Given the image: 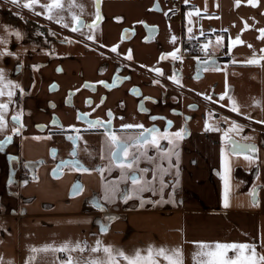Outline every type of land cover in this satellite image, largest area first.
Returning a JSON list of instances; mask_svg holds the SVG:
<instances>
[{
	"label": "crops",
	"instance_id": "obj_1",
	"mask_svg": "<svg viewBox=\"0 0 264 264\" xmlns=\"http://www.w3.org/2000/svg\"><path fill=\"white\" fill-rule=\"evenodd\" d=\"M87 1L94 12L95 2ZM24 3L20 0V6L8 3L10 8L0 9V52L6 53L0 56V69L6 77L0 103L8 104L4 111L6 128L0 131V138L13 135L16 123L12 117L19 112L14 95L11 99L7 95V81L31 85L32 91H38L37 99L27 102L28 134L18 143L9 144L6 151H0V264H25L30 255L34 257L31 264H69V257L71 264L106 261L102 250L91 251L97 240L102 242L101 248L112 246L129 256L136 249L145 250L141 254L146 256L149 245L179 247L183 264H201L207 259L193 258V253L199 252L194 242L200 241L255 243L257 252L264 254V124L257 123L264 120V60L257 65L245 63L254 53L257 59L264 56V39L259 31L264 28V0H258L255 7L247 0H240L239 5L236 0H100L101 19L89 29L86 25L96 20V13L91 11V19L85 20V26L77 33L85 44L72 41L71 37L77 35L72 32L73 22L49 20L37 10L39 3L32 9L24 8ZM12 8L23 10L24 15ZM125 28L135 29L131 39H126ZM17 31L21 33L20 39ZM59 32L68 33L71 42L60 39ZM89 34L95 39L88 40ZM217 36L223 39L218 42ZM237 36L243 43L233 45ZM196 42L208 44L214 52L226 46L230 54L218 65L201 70L199 59L190 51ZM113 46L117 47L116 52L111 51ZM177 49L178 59H161ZM129 51L131 60L127 59ZM116 57H123L126 64L130 61L140 69L133 72L131 79L107 90L100 82L112 79ZM18 61L38 66L41 77L31 80L27 68L12 75ZM154 68H160L163 74L152 76ZM173 76L180 80L179 85L170 79ZM169 86L173 88L166 98L163 93ZM137 94L141 95V102ZM229 97L236 100L241 114L231 111ZM88 100L90 104L86 103ZM50 102L55 107L48 111ZM81 111L113 121L118 136L135 137L142 131L122 129L123 124L156 126L161 134L167 129L169 139L159 141V150L155 145H134L129 149L130 153L137 147L147 149L138 167L148 169L141 175L152 190L141 194L146 201L142 207L139 197L105 203L106 212L93 206L103 203L105 183L116 181L121 190H130L132 186L130 180H120V170L111 162L106 132L78 119ZM53 115L59 117L62 127L53 123ZM206 121L220 131H205ZM232 121L243 125V131L229 135L241 143L256 144V163L250 164L243 155L228 150L230 145L223 136L232 127ZM42 123L47 129L36 130ZM63 128H91L78 134L76 148L89 171L67 169L55 176L53 163H49L39 169L36 179L24 184L20 178L9 186L7 154L19 152L28 160L46 158L52 146L62 150L63 145H69L63 135L48 133ZM181 128L186 129V134L178 140L172 134ZM98 168L103 171H97ZM78 182L83 185V192L72 195L73 185ZM254 185L258 188L256 203L251 193ZM108 215L117 219L108 221ZM102 225H107V231L101 232ZM65 242H70L71 248L77 242L83 247L86 242L87 247L84 251L52 250ZM44 245L52 249L30 252L31 247L40 249ZM117 259L119 264H127L122 257ZM155 259L158 264H168L162 256Z\"/></svg>",
	"mask_w": 264,
	"mask_h": 264
},
{
	"label": "snow or ice",
	"instance_id": "obj_2",
	"mask_svg": "<svg viewBox=\"0 0 264 264\" xmlns=\"http://www.w3.org/2000/svg\"><path fill=\"white\" fill-rule=\"evenodd\" d=\"M8 3L15 5V6H20V0H7ZM248 4L252 5L253 7L257 6L258 0H247ZM39 0H25V3L23 4L24 8L32 9L34 5L38 4ZM99 3L100 0H97V12H96V20L92 22V24L86 25L89 29H92L96 25V21L101 19L100 12H99ZM185 3H187V0H185ZM237 5H239L240 0H236ZM43 8L47 9L48 16L47 18L49 20L55 19V17L52 15L54 10L62 8V3L61 0H50V3L41 5ZM157 7L159 5L157 4ZM199 12H197V15ZM189 16L192 15V13H188ZM73 20L75 21L77 26L72 27L73 32H79L82 26L84 25V21L76 16L73 15ZM60 19H63L61 17ZM59 23L60 20H57ZM64 27H68L67 24L63 25ZM7 27V26H5ZM247 27V24L245 25ZM226 31V30H225ZM261 33V39H264V28L259 29ZM189 32H191V29H189ZM16 36L18 39L21 38V33L17 31ZM203 35V32L201 33ZM88 40H93L95 39L94 35L89 34L86 37ZM175 37H172L173 42H175ZM191 39V37H190ZM217 41H221L223 37L217 36L216 37ZM71 42V41H68ZM243 41L240 40L239 36L236 37L235 40L232 41V44H242ZM208 44H204L202 46V49H207ZM250 48L252 47L251 45H248ZM111 51L116 52L117 47L113 46ZM179 51L177 49L174 52L171 53H166L162 55L161 59L166 58L167 56H171L173 59H178L179 57L176 55V53ZM264 52V49L261 50ZM5 52H0V56L5 55ZM12 54V53H8ZM127 59L131 60L132 55L131 52L129 51L127 55ZM264 60V56L259 57V59L256 58L255 53L253 56L245 61L246 64L248 65H257L260 63V61ZM235 62V61H234ZM206 66L209 64V61L205 60L203 62ZM215 66V65H213ZM38 66H33L35 69ZM153 71H155L158 74H162V70L160 68H154ZM119 79V77H117ZM170 79H173L176 84H180V80L176 77H170ZM5 72L3 69H0V96H3L5 94L4 92V86H5ZM156 83H159V81H155ZM100 83L105 84L106 87H110L106 82L101 81ZM7 86L9 87V91L7 92L8 97L11 99V97L14 95V92L11 90L12 88L19 89L21 94H23L24 89L18 82H14L11 80L7 81ZM71 93L69 94V99L68 102H71ZM224 95H227L225 93ZM224 95L221 96V100L224 99ZM150 99V98H146ZM206 99L211 100V97H206ZM231 101V111L241 114L240 113V107L237 104L236 100L233 99L232 97H229ZM86 103L90 104L91 101L88 100ZM259 101H256V104L259 105ZM54 107V105H53ZM8 108V104L5 103H0V131L5 130L6 128V121L4 118V111ZM142 111H146V109L141 108ZM109 117L112 116L111 111L108 113ZM81 116H87V114L81 113L78 115V119ZM249 120H251V116L249 115L247 117ZM153 120L157 119V117H152ZM161 119H163L161 117ZM226 119V118H225ZM12 120L16 124H20V113L14 115L12 117ZM57 121L54 118L53 123L55 124ZM89 125V127H94L96 125H104V122L100 121L99 119L97 120H87L86 121ZM107 125H110L111 121L109 120L106 122ZM168 125H171V121H167ZM257 123H262L264 124V120L257 121ZM22 127V125H21ZM122 129H132V128H138L142 129L140 131L139 135L135 137H123V136H118L116 132L109 127H106V140L109 146L110 150V156H111V162L114 164L119 170H120V180L121 181H131V189L130 190H121L119 187V184L116 181H110L107 182L103 185V196H102V201L101 202H96L94 203V207L97 208L99 211L106 212L107 209L105 208V203L111 204L116 201V199H123L125 202L128 200L132 199L133 197H139L141 199V207L146 203V201L143 200L142 198V193L145 191L152 190L150 184L148 181H146L141 173H146L148 169H140L138 167V162L141 156L146 155L147 149L145 147H137L130 153L129 149L132 148L134 145H155L156 148L159 150L161 145L159 141L161 139H169L167 129H165V132L163 134L160 133V129L156 127L152 128H144L142 124H123ZM77 133L79 132V129H74ZM220 131V128L218 126H211L208 124V122H205V131ZM13 134H18L20 131L19 127H14L12 129ZM243 131V125H240L236 123V121H232V127L229 128L227 131L224 132L223 139L227 142L228 145H230V148L228 149L231 151L234 155H243L244 159L248 161L250 164L256 163L258 160V148L256 144L254 143H241L240 141H237L233 139L230 135L229 132H241ZM186 134V129L181 128L179 131L175 132L172 134L176 139H183V136ZM50 138V137H49ZM8 142H11L12 137L8 136L6 137ZM35 139H40V137H36ZM70 140L73 141L75 144L76 141L79 139L78 136L74 137H69ZM244 140H251L253 137H243ZM169 143H172L171 140H169ZM3 141H0V151H3ZM53 155H55L56 150L53 149L51 150ZM224 149L222 148V155H224ZM71 155L75 156L76 155V150L73 148ZM177 155V160L179 159L178 153ZM10 161L12 160H18V157H9ZM149 159H152L149 157ZM29 163L31 162H26L25 167L27 168L29 166ZM61 164L63 165H68L71 164L72 167L77 168L78 171H84L88 172L89 169L85 168L82 164L79 163V161H61ZM225 166L227 168V160H225ZM60 167V165H57V169ZM258 167V165H257ZM109 170H111V166L109 167ZM97 171H103L102 169H97ZM55 174V170H54ZM177 177H179V170L177 168L176 172ZM257 178H259V173L257 172ZM33 179H36V176L33 175ZM14 182V172L13 175L10 176L9 179V186ZM24 184H27L28 181L25 180L23 182ZM176 184H179V180L177 179ZM225 189H226V195H225V200H224V207L227 208L229 206L228 199H227V181L225 182ZM175 190V186L174 189ZM81 192H83V185L77 183L73 185V191L72 195H78ZM258 188L257 186H253L251 193L253 197V202L256 203V196H257ZM171 199V198H170ZM159 203V201L157 202ZM14 211V210H13ZM108 221H112L117 219V217L108 215L105 217ZM107 231V225H102L101 226V232ZM196 244V247L199 249V252L193 253V258L195 259L197 256L200 257H206L207 259L202 260L201 264H264V254L258 253L257 252V245L255 243H222V242H214V243H207V242H194ZM102 242L100 240L96 241V247L92 248V252H98V251H103L107 257L106 261H99V260H90L87 262V264H119V260L117 259L118 257H122L127 264H158V261L155 259L157 256H162L164 257L165 260L168 261V264H183V254H182V249L177 247L173 249H168L165 246H161L157 248L155 245H149L148 248L146 249L147 255L144 256L141 254L142 251L141 249H136L135 254L133 256L127 255L122 249H113L112 246H103L101 248ZM87 247V244L85 242L84 246L82 247L79 242L75 245V248H71L70 242H65L64 245H62L59 249H52V246L50 245H44L42 248L37 249L35 247L30 248L31 253H35L37 251H48L49 249H52L54 251H68V250H75L79 249L80 251H84L85 248ZM233 253L234 255H229V253ZM34 259L33 256H29V258L25 261V264H31V261ZM2 260V258H0ZM11 264V262H9ZM69 264H71V257H69Z\"/></svg>",
	"mask_w": 264,
	"mask_h": 264
},
{
	"label": "flooded vegetation",
	"instance_id": "obj_3",
	"mask_svg": "<svg viewBox=\"0 0 264 264\" xmlns=\"http://www.w3.org/2000/svg\"><path fill=\"white\" fill-rule=\"evenodd\" d=\"M83 20V19H82ZM84 21V20H83ZM84 25H85V21H84ZM74 26H77L74 24ZM84 26H82L81 28H83ZM73 32V31H72ZM81 32V29H80ZM78 32H76L77 34ZM75 34V33H74ZM135 34V29L133 28H125L124 29V35L126 36V39H131L130 36ZM59 37L62 40H65L68 42L69 40V35L68 33L65 32H59ZM73 35V34H72ZM72 41L73 40H77L78 43H83L85 44V39H83L82 37H80L78 34L75 36L71 37ZM82 44V45H83ZM90 48V47H89ZM225 49H221L218 52H214L213 54H209L206 58H200L199 59V69H201L200 67L203 66V62L205 60L209 61V60H214V63L212 65H218L219 61L222 58L227 57L230 54V51L228 48H226V46L224 47ZM125 58L120 57L114 60L113 62V77L110 80H107L106 83L108 85H110V87H106L105 88L107 90L111 89V87L117 86V85H121L124 81L131 79L132 78V74L134 71L139 70L140 68L138 67V65L132 63L129 61L128 64L125 63ZM207 66L204 65V67H202L201 70H203L204 68H206ZM24 68H27L28 71V77L31 80H36V78L41 74V72L38 70V68L36 67V69L33 68V64L31 63H23L21 61H18L13 70H12V75H18L21 71L24 70ZM163 74V72H162ZM156 75H160L156 72H154L152 74V76ZM41 77V76H40ZM117 77H119V79H117ZM118 81V82H117ZM22 88L24 89L23 94H21L19 89H15L14 91V101L16 103L17 109H18V113H20V124H16V127L20 128V131L18 134H13L11 137V142H8L6 137L4 138H0V141H3V151H6L7 147L9 144L11 143H18V141L23 138L25 135L28 134L29 132V128L28 125L26 124V119L29 117V113L30 110L28 111V107H27V102L30 99H37L38 97V91H32V86H28V85H22ZM172 86L167 87V89L164 91L163 96L166 98H169L171 95V91H172ZM138 100L141 102V95L137 94L136 95ZM55 107V104L53 102H50L48 107V111L49 109H53ZM39 108L42 109V106L39 105ZM84 113L87 114V116H81L79 119L85 123L86 125H88V123L86 122L87 120H97L99 118H95V117H91L88 113L86 112H79V114ZM78 114V115H79ZM56 119V123L57 125H59V127H62V124L60 123V119L59 117H57V115H53V119ZM100 121L104 122L106 124V127H109L110 129L117 131L114 128V123L113 121H111L110 125H107L106 122H108L109 120H101ZM22 125V127H21ZM56 125V126H57ZM89 126V125H88ZM96 127L97 130L102 131V132H106V127L102 126V125H96L94 126ZM92 127V128H94ZM152 127H156V126H152ZM150 127V128H152ZM36 130L38 131H45L47 129L46 124L42 123L40 125H37ZM74 129H78V128H63V129H59V130H50L48 131L49 134L51 135H63L64 137H66V140L68 142L69 145H63V149L60 150V148H58V146H52L51 150L55 149L56 153L55 155H53L52 151H50V155L46 158H40L39 160H28V159H24L21 157L19 152H15V153H8L7 154V162H8V167H9V176L13 175L14 172V181L17 179H20V181L23 183L25 180H27L28 182L33 180V175L36 176V178L38 177V171L39 169L44 166L45 164H49V163H53V168H52V172L54 174V170H55V176H60L62 174V172H64L67 169H77L75 167H72L71 164L68 165H63L61 164V161H79L80 164H83V161L79 158L77 151H76V155L73 156L71 155L73 148H77V143L78 140L76 141V143L74 144L72 140L69 139V137H74V136H78V134L85 132V131H89L90 129H79V132L77 133ZM63 152V153H62ZM62 153V154H61ZM58 155H62L61 158L56 159V157ZM18 157V160H12L10 161L9 157ZM26 162H31L29 163V166L26 168L25 167V163ZM57 165H60V167L57 169ZM21 183V184H22ZM79 183V182H78ZM80 184V183H79ZM95 200V199H94Z\"/></svg>",
	"mask_w": 264,
	"mask_h": 264
},
{
	"label": "rangeland",
	"instance_id": "obj_4",
	"mask_svg": "<svg viewBox=\"0 0 264 264\" xmlns=\"http://www.w3.org/2000/svg\"><path fill=\"white\" fill-rule=\"evenodd\" d=\"M93 1L95 2V7H93L94 12L92 11L91 6H89L87 0H61L62 8L54 10L52 15L55 17V19H60L61 17H63V19H61L63 20V22H73L76 25L75 21L72 18L73 15H76L85 21L87 19H91L92 12H97L96 1ZM48 3H50V0H39V7L37 9L46 16H48L47 9L43 8L41 5H45ZM5 7L10 8V5L6 0H0V9H4ZM12 11L24 15L23 10L19 8H12Z\"/></svg>",
	"mask_w": 264,
	"mask_h": 264
},
{
	"label": "built area",
	"instance_id": "obj_5",
	"mask_svg": "<svg viewBox=\"0 0 264 264\" xmlns=\"http://www.w3.org/2000/svg\"><path fill=\"white\" fill-rule=\"evenodd\" d=\"M168 3H175L179 0H165ZM204 42H196L191 46V53L195 55L198 59L200 58H206L209 54H213L214 50H212L211 46H208L207 49H202V46L204 45ZM225 49V48H223Z\"/></svg>",
	"mask_w": 264,
	"mask_h": 264
},
{
	"label": "water",
	"instance_id": "obj_6",
	"mask_svg": "<svg viewBox=\"0 0 264 264\" xmlns=\"http://www.w3.org/2000/svg\"><path fill=\"white\" fill-rule=\"evenodd\" d=\"M199 62V61H198ZM214 63V60H209V64L207 65V66H209V65H212ZM204 65L205 64H203V66L202 67H204ZM206 66V65H205ZM202 67H200L201 69H202ZM104 125H105V127H106V124L104 123Z\"/></svg>",
	"mask_w": 264,
	"mask_h": 264
}]
</instances>
